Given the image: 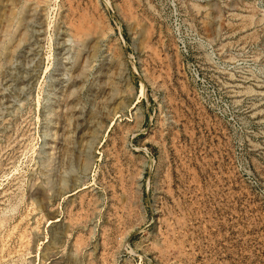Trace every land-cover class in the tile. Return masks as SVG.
Masks as SVG:
<instances>
[{
	"label": "rangeland",
	"instance_id": "rangeland-1",
	"mask_svg": "<svg viewBox=\"0 0 264 264\" xmlns=\"http://www.w3.org/2000/svg\"><path fill=\"white\" fill-rule=\"evenodd\" d=\"M0 48V264H264V0H0Z\"/></svg>",
	"mask_w": 264,
	"mask_h": 264
},
{
	"label": "bare ground",
	"instance_id": "bare-ground-1",
	"mask_svg": "<svg viewBox=\"0 0 264 264\" xmlns=\"http://www.w3.org/2000/svg\"><path fill=\"white\" fill-rule=\"evenodd\" d=\"M37 1H38V0H37ZM16 2H19V1H16ZM14 5H15V4H14ZM14 5H13V6H14ZM15 6H16V5H15ZM17 6H18V5H17ZM19 6H20V4H19ZM23 7H24V6H23ZM15 8H16V7H15ZM15 8H14V10H15V11H18V10H16ZM19 8H20V7H19ZM2 9H3V8H2ZM4 11H5V10H4ZM6 11H7V10H6ZM11 12H12V11H11ZM15 13H16V12H15ZM18 13H19V12H18ZM16 14H17V13H16ZM11 16H12V15H11ZM16 16H17V15H16ZM9 17H10V16H9ZM19 17H20V16H19ZM8 20H11V19H8ZM8 20H7V21H8ZM13 21H14V20H13ZM8 23H9V22H8ZM14 25H15V24H14ZM7 28H8V27H7ZM7 28H6V30H7ZM13 28H14V27H13ZM74 28H75V27H74ZM76 28H77V27H76ZM78 28H80V27H78ZM78 28H77V32H78L79 30H80V32H81V31L83 32V29L81 30V28H80V29H78ZM9 29H10V27H9ZM9 29H8V31H9ZM8 31H7V33L10 34V32H8ZM84 31L88 32L87 30H84ZM9 34H6V33H5V35H8V36H9ZM81 34H83V33H81ZM84 34H88V33H85V32H84ZM5 35H4V37H5ZM8 36H7V38H8ZM93 36H94V35H93ZM81 38H82V37H81ZM85 38H86V37H85ZM16 40H17V39H16ZM3 43H4V41H3ZM93 43H94V42H93ZM91 47H92L93 49L95 48V47H93V46H91ZM0 49H1V48H0ZM89 50H90V49H89ZM82 53H83V52H82ZM83 56H84V55H83ZM91 161H92V160H91ZM87 163H88V162H87ZM84 164H85V162H84ZM93 164H94V163H93ZM93 164H92V165H93ZM92 165H91V166H92ZM84 167H85V165H84ZM88 169H89V168H88ZM73 188H74V187H73ZM73 188H72V190H73ZM29 198H30V197H29ZM31 202H32V201H31ZM8 218L11 219V217H4V218L2 219L3 222L6 223L7 220H8ZM2 220H1V222H2Z\"/></svg>",
	"mask_w": 264,
	"mask_h": 264
},
{
	"label": "water",
	"instance_id": "water-1",
	"mask_svg": "<svg viewBox=\"0 0 264 264\" xmlns=\"http://www.w3.org/2000/svg\"><path fill=\"white\" fill-rule=\"evenodd\" d=\"M92 165V164H91ZM90 169H91V166H90ZM78 191V189L74 190V192Z\"/></svg>",
	"mask_w": 264,
	"mask_h": 264
}]
</instances>
